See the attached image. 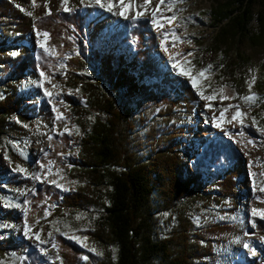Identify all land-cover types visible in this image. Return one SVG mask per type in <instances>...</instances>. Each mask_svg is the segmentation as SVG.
Returning <instances> with one entry per match:
<instances>
[{
  "label": "trees",
  "instance_id": "1",
  "mask_svg": "<svg viewBox=\"0 0 264 264\" xmlns=\"http://www.w3.org/2000/svg\"><path fill=\"white\" fill-rule=\"evenodd\" d=\"M256 1L264 3L238 0L243 13L234 18L227 11L216 10L217 23L230 19L229 26L236 25L242 34ZM67 8L65 11L61 0H36V6L32 0H0V86H4L0 138L10 134L25 136L27 132L21 124L31 122L36 113L47 115L46 106H22L33 94L18 88L26 77L36 79L38 71L60 82L66 90L79 89L86 100L84 105H77L72 96L65 100L80 120H91L88 127L82 126L79 161L72 163L76 189L63 194L51 184L36 188L29 195L28 222L47 237L57 218L93 210L102 215L94 228L82 234L105 254L83 250L59 236L56 248L61 264H222L225 255L216 250L215 244H225L244 231L229 220H205L197 227L192 214L201 207L208 208L210 200L223 205L232 199L231 210L237 208L236 181L242 162L234 147L220 139L202 140L201 148L195 152L193 143L182 144L185 134L192 132L181 125L182 119L193 114L199 99L175 70L165 67L154 55L156 36L148 19L123 22L121 30L110 29L111 18L100 25L87 23L96 8L83 7L81 0H70ZM86 24L93 29L87 40ZM33 30L49 33L53 57L41 50L34 52L27 45ZM224 35L227 24L221 28L219 38ZM85 41L88 47L83 46ZM76 45L81 46L79 54L75 53ZM13 51H18L15 58L10 55ZM67 55L65 74L60 77L57 63ZM92 65H96L97 75L90 79L87 71ZM137 110L142 124L155 125L146 142L149 150L141 148L142 153L132 141ZM14 116L19 124H11ZM70 147L67 135L54 137L52 152L43 163L50 161L58 167L70 154ZM191 153L195 156L193 173L188 171V159H184ZM11 160L14 167L27 165L13 153ZM220 163L225 167L223 174L212 177L213 183L207 187L204 170ZM21 182L12 184L33 186L29 181ZM214 188L221 194L218 199L209 195ZM52 205L55 208L46 218L45 210ZM162 216H168L170 221L161 224ZM2 218L8 222L19 220L14 212ZM255 223L257 234L264 236V221L255 219ZM111 247L118 249L116 260ZM13 251L23 252L22 264L41 262L39 250L27 249V242L14 235L2 237L0 259Z\"/></svg>",
  "mask_w": 264,
  "mask_h": 264
},
{
  "label": "rangeland",
  "instance_id": "2",
  "mask_svg": "<svg viewBox=\"0 0 264 264\" xmlns=\"http://www.w3.org/2000/svg\"><path fill=\"white\" fill-rule=\"evenodd\" d=\"M61 1L64 9L67 8L70 0H67V3L64 0ZM131 2L132 9L127 14V19L118 14L123 10L120 0H112L114 6L111 11L107 7L109 0H102L104 7L97 4L95 0H81V5L99 9V11L94 12L89 17V24L97 22L99 25L111 18L114 22L110 24V29H120L121 23L126 21H138L141 19L150 21L151 30L156 36L154 55L161 58V63L165 67L175 70L176 74L180 75L194 89L199 99L194 103L193 114L187 115L182 119L181 125L188 131L192 130V132L185 134L182 144L187 146L189 143H193V151L196 152L201 148L202 140L207 142L215 141L216 139L224 140L234 147L237 157L242 162V170L236 181L238 186L237 208L231 210L232 199L227 200L223 205L217 200H210L208 208L204 209V207H201L192 214V220L197 227L201 226L205 220H213L215 222L229 220L234 227L244 231L242 235L232 236L225 244H215L216 250L225 255L222 264H232L233 262L255 264L259 260L264 262V241L260 239L264 236L257 234V227L252 226L253 218L251 217L252 208H264V192L259 191L261 187H264V166H255V161L258 157L261 163L264 164V146H261L264 145V131H262L264 130V3L256 1L252 5L249 20L245 24V31L240 34L236 25L229 26L230 19L219 24L214 14L217 10L224 11V13L227 11V15L228 13L233 14L231 18L242 15L243 9L239 5L238 0H183L173 10H169L167 7L171 0H166L163 6L159 5V0H152V4L147 7L144 6V0H131ZM158 6L160 10L156 13V19L165 25L164 28H157L152 23V13ZM137 11L144 14L137 16ZM172 15H176L177 19L169 24L167 17ZM226 24L227 35L219 38L220 30ZM173 31L184 42H176L174 44L171 36ZM91 32L92 30L90 29L85 34L86 40ZM160 35L168 36L167 52L160 47ZM26 41L34 52L41 50L51 57L55 54L49 46V40L47 47L51 54L41 48L44 37L43 35H37L36 30H33ZM187 41H191V43ZM83 46L88 47L87 41L83 43ZM80 47V45H76V54L80 53ZM188 53H193V55H188ZM10 55L15 58L18 56V51H13ZM67 58L68 55L57 63L60 77L65 74ZM187 61H191V64H188ZM177 63L185 68H191L193 75H198L201 70L208 69L209 65H212V67L206 73L207 78H199L198 90L187 76L180 74L178 67H174V64ZM95 67L96 65H92L90 70L87 71L90 79L97 75ZM37 73L38 77L36 79L26 77L18 87L19 91L25 94L31 92L33 94L32 98L28 97L24 100L22 106H32L36 107V109L46 106L47 115L42 116L36 113L31 122L21 124L20 127L27 132L25 136L10 134L0 138V240L2 237L14 235L27 242V249L39 250L41 254L40 264H61L56 248V238L59 236L75 243L83 250L95 254L100 252V255H103L105 250L88 241L87 237L82 234L94 228L97 221L101 218L102 215L96 210L55 219L51 224V230L48 232L47 237H44L40 232H36L34 225L28 222V214L30 212L29 195L35 193L36 188H43L47 184H51L63 194H70L76 189V172L72 170V163L79 161L78 157L82 147V138L84 137L82 126L88 127L91 123L89 118L80 120L65 100L66 96H72L77 105H84L86 100L79 89L74 91L66 90L60 82H54L48 77L45 79L40 75L41 71ZM253 75L256 77V82L252 86L250 93L249 82ZM2 87L0 86V100L4 96V86ZM222 87L224 88V94L233 97L232 99H222L218 91ZM45 89L51 95H46ZM200 92H203L205 96L215 95L216 99L205 100L201 98ZM250 94H255L260 98L252 106H249L243 100L244 96ZM235 105H239L240 109L246 114L243 125L231 120V116L235 112L233 107ZM135 106L136 104L133 107ZM224 108H229V111L224 114L225 120L221 123V126L216 127V123ZM57 110L65 119H57ZM140 114V111L137 110L135 116L137 118V127L133 133L135 139L132 141L136 150L142 153L141 148L146 151L149 150L146 142L153 133L151 126L155 127V125L150 123L142 124L138 120ZM253 118H255V123H253ZM11 124H19L15 116L12 118ZM62 135H67L71 139L70 154L65 156L58 167H55L50 161L43 163L45 157L52 152L54 137H61ZM248 139L255 141L257 147L254 148L252 145H248ZM12 153L27 163V165H17L26 171H13L16 167L12 165ZM6 156L9 159H5ZM184 159H188V171L193 173L196 169L193 165L194 154L184 155ZM252 159L254 169L252 173H256V176L251 175L248 168V164ZM41 164L44 167H41ZM224 168L222 163L207 166L204 170L207 187L212 185V177L216 178L223 174ZM34 175H39L40 179H34ZM53 180L56 183H52L51 181ZM21 181H29L33 186H13V184L22 183ZM254 182L255 187L253 186ZM57 185L60 186L58 187ZM205 194L208 195V192L205 191ZM209 195L215 199L221 197L217 188H214ZM54 208L55 205L46 208V218L50 217ZM8 212H14V215L19 220L15 222L4 220L2 216ZM77 216L80 219H77ZM255 219L260 218L256 217ZM25 220L32 228V239L24 235ZM165 220L170 221L168 216H162L161 224ZM36 234H39L40 240L45 242L40 243L36 239ZM70 236L79 237L80 239H70ZM244 243H249L255 249V255L243 246ZM92 248L97 251H92ZM41 249H44V251H41ZM110 251L112 252V258L116 260L118 249L111 247ZM23 259L22 251H13L0 259V263L22 264Z\"/></svg>",
  "mask_w": 264,
  "mask_h": 264
},
{
  "label": "snow or ice",
  "instance_id": "3",
  "mask_svg": "<svg viewBox=\"0 0 264 264\" xmlns=\"http://www.w3.org/2000/svg\"><path fill=\"white\" fill-rule=\"evenodd\" d=\"M65 3H67V0H64ZM95 2L97 4H100L101 7H104V4L102 3V0H95ZM183 0H171V2H169L167 4V7L169 10H173L177 4L179 3H182ZM32 3H33V6H36V0H32ZM166 3V0H159V5L160 6H163L165 5ZM152 4V0H144V6L147 7V6H150ZM120 5H121V8L123 9L122 11H120L118 14L119 15H122L124 16L126 19L128 18V13L131 11L132 9V2L131 0H120ZM113 3H112V0H109V3L107 5L108 7V10L111 11L112 8H113ZM65 11H68L67 8L64 9ZM159 6L156 7L152 13V23L157 27V28H164V24L160 23L157 19H156V13L159 12ZM48 14H51L50 12ZM144 13H141L139 11H137L136 15L137 16H141L143 15ZM28 15H32L31 12L28 13ZM177 19V16L176 15H172V16H169L167 17V22L170 24L172 23L173 21H175ZM37 35H43L44 37V41L41 43V48L44 49L45 52H49L50 53V50L49 48L47 47V42L48 40L50 39V35L49 33L47 32H43V33H40V32H37ZM171 36H172V39H173V43L175 44L176 42H184L182 40H180V37L177 35V33L175 31H173L171 33ZM168 41V36L166 35L165 36V39H164V43L166 44ZM188 43H191V41H187ZM164 50L167 52L168 51V48L165 47ZM179 55V53H178ZM188 55H193V53H188ZM188 64H191V61H187ZM174 67H178L180 69V74L181 75H184V76H187L191 81H192V84L194 87H197L198 90H199V78H207L206 77V73L209 69H211L212 65H209L208 66V69H205V70H201L198 75H193L192 74V69L191 68H185L183 67L182 65H180L179 63L177 64H174ZM40 75L42 77H44L45 79H47V76H45V73L41 72ZM256 82V77L255 75H253L251 81L249 82V92L251 93V89H252V86L255 84ZM219 93L220 95L222 96V99L223 100H228V99H232L233 97H229L227 95L224 94V88H220L219 90ZM45 94L46 95H51L47 89H45ZM201 95V98L205 99V100H214L216 99V96L215 95H212V96H205L203 94V92H200L199 93ZM243 100L249 104V106H252L254 104H256L260 98L257 97L255 94H250V95H246L243 97ZM235 108V112L234 114L231 116V120L232 121H237L239 122L241 125H243L244 123V117H245V113L240 109V106L239 105H235L233 106ZM229 111V108H224L221 112V115H220V118L219 120L217 121L216 123V127H220L221 126V123L224 122L225 120V113H227ZM58 112V115H57V119H65V117H63L62 114L59 113V111L57 110ZM253 123H255V118H253ZM67 130V129H66ZM264 131V130H262ZM241 135H243V133H241ZM49 139H51V137H49ZM247 144L248 145H252V147H257V144L255 141L251 140V139H248L247 140ZM261 146H264V145H261ZM247 154V153H246ZM5 159H9L7 156L5 157ZM255 166H264V164L261 163V160L260 158L258 157L255 161ZM41 167H44L43 164H41ZM253 167V162L250 161L249 162V168ZM13 171H20V172H24L26 170L24 169H21L19 168L18 166L16 168L13 169ZM253 176H256L257 174L256 173H252ZM34 179L36 180H39L40 179V176L39 175H34L33 176ZM52 183H56L54 180L51 181ZM58 187L60 185H57ZM255 187V182H254V185ZM67 190V189H65ZM260 192H264V187H261L259 189ZM17 207H19V205H17ZM47 215V213H46ZM251 217L253 218L252 220V226L253 227H256V224H255V218L256 217H259L261 220H264V208H252L251 209ZM77 219H80L79 216H77ZM24 235L29 238V239H32V228L31 226L27 223V220H25V226H24ZM57 231H59V229H57ZM70 239H80L79 237H75V236H70L69 237ZM36 239L40 242V243H44L45 241L43 240H40V237H39V234H36ZM261 241H264V237H261L260 238ZM243 246L247 249H249L253 255H255V249L249 244V243H244ZM92 251H97L95 248H92L91 249ZM41 251H44V249H41ZM101 253L100 252H97V255H100Z\"/></svg>",
  "mask_w": 264,
  "mask_h": 264
},
{
  "label": "bare ground",
  "instance_id": "4",
  "mask_svg": "<svg viewBox=\"0 0 264 264\" xmlns=\"http://www.w3.org/2000/svg\"><path fill=\"white\" fill-rule=\"evenodd\" d=\"M164 39H165V36H163V35H160V36H159L160 47H161L162 50H164L165 47H168V46H167V45H168V41H167V43L165 44V43H164ZM164 51H165V50H164ZM251 161H253V159H252ZM248 168H249V164H248ZM253 170H254L253 167L249 168V171H250V174H251V175H252Z\"/></svg>",
  "mask_w": 264,
  "mask_h": 264
}]
</instances>
